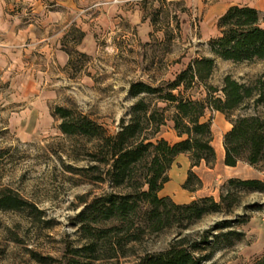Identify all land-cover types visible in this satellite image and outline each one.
I'll return each mask as SVG.
<instances>
[{
    "label": "trees",
    "instance_id": "1",
    "mask_svg": "<svg viewBox=\"0 0 264 264\" xmlns=\"http://www.w3.org/2000/svg\"><path fill=\"white\" fill-rule=\"evenodd\" d=\"M162 8L151 17L154 24ZM263 22L256 7L231 5L218 18L220 34L209 40L208 55L193 58L173 79L130 82L129 93L137 100L129 119L122 118L114 133L76 103L51 106L62 133L90 157L91 164L77 171L95 184H108L109 190L86 200L78 214L83 243H68L60 257L28 248L30 260L38 264H94L102 260L115 264H217L214 257L218 251L245 239L243 225L251 218L248 212L262 206H241L238 189L264 192V180L230 178L229 188L219 200L202 196L178 203L160 191L170 180L169 170L180 154H188L191 162L183 188L195 191L202 186L193 168L203 161L213 164L217 159L213 122L207 118V111L223 113L232 124L223 139L226 165L236 166L241 161L253 166L264 164V114L259 111L264 109V72L249 81L226 74L222 85L210 82L218 58L264 61ZM165 35L167 39L173 37L170 31ZM83 36L80 32L76 42ZM65 50L70 55L69 67L75 69L80 65L77 56L89 57L75 45ZM197 91L201 97H196ZM243 110L252 112L236 114ZM168 121H173L181 137L174 143L161 136ZM194 178L196 185L192 184ZM27 208L36 218L42 213L34 203L0 183V210ZM213 213L225 217L206 228H193ZM168 228H177V232L166 248L137 252L136 245L146 235ZM122 258L127 259L122 262ZM253 264H264V255Z\"/></svg>",
    "mask_w": 264,
    "mask_h": 264
},
{
    "label": "rangeland",
    "instance_id": "2",
    "mask_svg": "<svg viewBox=\"0 0 264 264\" xmlns=\"http://www.w3.org/2000/svg\"><path fill=\"white\" fill-rule=\"evenodd\" d=\"M148 1L141 5L143 19L140 22L131 17H110L104 9L109 5H122L125 0L101 4L102 10L97 11L99 17L95 18L90 35L95 48L88 50L89 53L83 52L89 57L77 56L78 69L57 64L49 71L47 108L45 104L32 103L35 99L30 94L31 83L28 82L34 69L32 63L17 62L10 70L6 63H0V183L42 210L39 218L30 208L0 210V264H38L30 260L28 248L60 257L68 243L75 246L83 243L78 214L86 200L109 190L108 184H95L77 171L91 164L90 157L62 133L59 121L49 113L51 106L76 103L85 113L103 123L109 133H114L122 118L129 119L131 107L137 100L129 93L130 82L173 79L193 58L208 55L209 40L220 34L218 17L229 5L256 6L264 17V0ZM161 6L163 12L154 24L151 17ZM165 31L173 33V37L167 39ZM79 38L80 32H73L68 41L75 43ZM263 72L264 61L234 62L218 58L210 82L222 85L226 74L249 81ZM201 96L197 91L196 97ZM159 105L165 106L164 103ZM29 106L37 110L33 117L24 114ZM45 108L48 109L46 114L43 113ZM259 111L264 114L263 108ZM240 112L252 111L236 114ZM207 118H212L213 122V144H223L231 122L220 112L208 111ZM162 133L169 140L174 138L167 124L162 127ZM224 156L225 149L220 153L217 151L213 164L203 161L194 167L203 183L199 189H186V192L181 185L180 171L187 156H180L166 188L175 192L178 200L190 202L202 196H214L219 200L221 193L229 188L230 178L264 180V164L253 166L241 161L236 166H228ZM196 183L194 178L192 184ZM238 190L241 206L251 204L262 208L248 212L251 218L243 225L245 239L218 251L214 257L217 264H253L264 255V192ZM193 196L195 198L191 199ZM239 210L241 212V207ZM223 217V214H209L193 228H206ZM176 232L177 228H168L148 234L135 249L140 253L166 248ZM94 264L115 262L102 260Z\"/></svg>",
    "mask_w": 264,
    "mask_h": 264
},
{
    "label": "crops",
    "instance_id": "3",
    "mask_svg": "<svg viewBox=\"0 0 264 264\" xmlns=\"http://www.w3.org/2000/svg\"><path fill=\"white\" fill-rule=\"evenodd\" d=\"M110 1L0 0V63H6V67L9 70L12 67H16L17 62L32 63L31 65L34 69L28 79V82L31 83L29 86L30 94L35 99L32 103L43 106L45 104L47 108L46 97L49 91L47 90L46 84L50 78L49 71L57 64L63 68L69 66L70 55L65 50L66 46L75 45L79 51L87 53H89L88 50L95 48L90 40V35L93 33L92 30H94L95 18L99 17L96 14L98 13L97 11L102 10L101 4ZM126 2L128 4H125ZM143 2L145 3V0H125V3L122 5H109L108 7H104V9H106L110 17L118 16L120 19L131 17L133 20L140 22L143 19V10L141 8ZM127 7L130 8L128 9ZM257 9L260 10L259 8ZM73 32L84 33L81 42L73 43V41H68L69 36ZM46 108L43 111L44 114L48 113V109ZM36 112V108L29 106L24 111V114L33 117L36 115ZM49 113L51 114V112ZM167 125L170 126V131L174 138L169 140L162 131L161 136L172 143L180 140L181 137L174 129L173 121H168ZM216 149L218 153L223 151V144L221 149L217 147ZM180 156H187V162L180 171L182 174L181 185H183L191 169L188 154H180L176 158L169 170V176L171 180L172 172L176 170V162ZM166 184L160 191L161 195H168L178 203L189 202L187 200H178L175 192L166 188ZM184 192H186V189H184ZM182 195L185 196L186 194L182 193ZM193 198L195 197H191V199Z\"/></svg>",
    "mask_w": 264,
    "mask_h": 264
},
{
    "label": "bare ground",
    "instance_id": "4",
    "mask_svg": "<svg viewBox=\"0 0 264 264\" xmlns=\"http://www.w3.org/2000/svg\"><path fill=\"white\" fill-rule=\"evenodd\" d=\"M214 145H215L218 149H219V148H220V149L222 148V143H220V145H218V144L215 143Z\"/></svg>",
    "mask_w": 264,
    "mask_h": 264
},
{
    "label": "built area",
    "instance_id": "5",
    "mask_svg": "<svg viewBox=\"0 0 264 264\" xmlns=\"http://www.w3.org/2000/svg\"><path fill=\"white\" fill-rule=\"evenodd\" d=\"M118 1V0H117Z\"/></svg>",
    "mask_w": 264,
    "mask_h": 264
}]
</instances>
